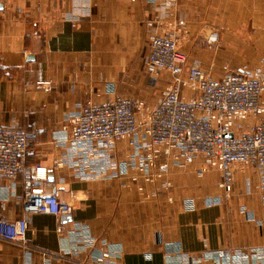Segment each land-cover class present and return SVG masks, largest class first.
<instances>
[{"label": "crops", "instance_id": "0c3cea01", "mask_svg": "<svg viewBox=\"0 0 264 264\" xmlns=\"http://www.w3.org/2000/svg\"><path fill=\"white\" fill-rule=\"evenodd\" d=\"M178 18L191 36L188 61L218 77L225 54L210 44L217 28L230 27L233 38L232 27L249 26V41L264 48V0H0V126L27 133L24 165L43 169L44 190L69 204V219L31 214L25 247L0 238V264H75L101 251L105 264H264V175L256 168L235 171L226 194L218 170L172 164L169 190L144 198L141 179H130L135 150L126 140L110 156L64 141L66 116L88 104L156 102L161 83L145 71L149 40L161 34L158 22ZM22 192L20 175L0 180V217L22 216ZM86 242L92 248L72 252Z\"/></svg>", "mask_w": 264, "mask_h": 264}, {"label": "built area", "instance_id": "2783aa9c", "mask_svg": "<svg viewBox=\"0 0 264 264\" xmlns=\"http://www.w3.org/2000/svg\"><path fill=\"white\" fill-rule=\"evenodd\" d=\"M158 23L161 34L149 40L145 71L166 74L169 81L156 102L148 105L117 96L88 104L66 116L62 125L65 143L110 156L116 143L126 140L135 150L128 163L137 175L130 179H141L137 191L144 198L169 190L167 173L172 164L197 163L200 172L218 170L226 194L235 171L253 167L264 175V65H240L215 78L179 50L175 33L179 24ZM29 152L24 130L0 126V180L20 175L23 188L18 200L22 216L13 221L0 217V238L21 247L26 246L31 214L58 219L69 212L68 203L44 190V170L24 165ZM145 184L154 185V190L146 193ZM89 248L92 244L86 242L74 246L72 252L79 254ZM107 256L101 251L92 261L75 264H105Z\"/></svg>", "mask_w": 264, "mask_h": 264}, {"label": "rangeland", "instance_id": "374dc122", "mask_svg": "<svg viewBox=\"0 0 264 264\" xmlns=\"http://www.w3.org/2000/svg\"><path fill=\"white\" fill-rule=\"evenodd\" d=\"M224 15H228L227 19H224L223 23L229 22L230 21V14L224 13ZM234 15V14H233ZM234 18V17H233ZM235 20V18H234ZM242 20V19H241ZM170 22H173L174 24H179L176 25L175 27V33L177 34V36L179 37L178 39V48L179 50L185 54L187 57V53L185 52V48L187 47L189 49V42L191 41V36H189V33L186 32L185 30V19L182 18H178L175 20H170ZM234 29V31L236 32V35H233V38H231V36L227 35L226 36V31L230 30V27H226V26H222L217 28V32L215 31V33H217V36H213V41H210V44H212V46L217 45L219 46V48H221V50H223L225 56H223L222 60L224 61L223 64H221V69L219 70V73H221L220 75H222L224 72H226V70H230V62H234L235 60L239 61V64H245L248 66H255V65H264V48L262 49L259 44H255V43H251L248 39V35H249V31L251 29V27H246V26H238L236 28H231ZM238 34V35H237ZM211 37V36H210ZM197 38V35L194 37ZM223 39L222 41L218 42L220 39ZM250 38V37H249ZM211 39V38H210ZM219 39V40H218ZM198 45V44H196ZM196 45L193 43L191 44V47H196ZM198 48V46L196 47ZM259 48V50L261 51L259 55V57L255 58L254 55L257 54L255 53V49ZM261 48V49H260ZM258 50V51H259ZM191 52H193L192 48L190 49ZM237 56H249V57H240L239 59H235L234 57ZM197 58V57H195ZM198 59V58H197ZM210 58H208L207 60H204L207 62V64L211 63V60H209ZM195 60V59H194ZM198 61V60H197ZM199 62V61H198ZM200 63V62H199ZM202 64V63H200ZM206 71V70H205ZM208 72L210 75H212L213 77H218L217 75H214L211 71H206ZM154 78L158 79L159 82L161 83L160 85V89L158 91V96L160 94V92L167 86L169 78L166 74H161V75H154Z\"/></svg>", "mask_w": 264, "mask_h": 264}, {"label": "water", "instance_id": "95a60500", "mask_svg": "<svg viewBox=\"0 0 264 264\" xmlns=\"http://www.w3.org/2000/svg\"><path fill=\"white\" fill-rule=\"evenodd\" d=\"M229 136H230V134H229ZM62 218H66V219H69V218H68V216H62Z\"/></svg>", "mask_w": 264, "mask_h": 264}]
</instances>
